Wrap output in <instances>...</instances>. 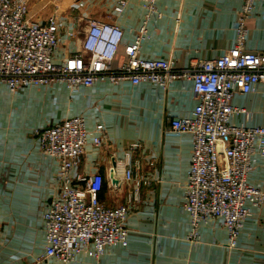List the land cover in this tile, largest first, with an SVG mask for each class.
<instances>
[{
  "label": "crops",
  "instance_id": "0c3cea01",
  "mask_svg": "<svg viewBox=\"0 0 264 264\" xmlns=\"http://www.w3.org/2000/svg\"><path fill=\"white\" fill-rule=\"evenodd\" d=\"M67 2L56 4V61L81 48L88 18L116 23L129 42L145 13L139 0H127L121 13L113 11L115 0ZM241 3L158 0L157 13L147 20L139 55L170 59L177 68L221 55L234 45ZM245 26L243 50L264 53V1H254ZM68 31L75 35L69 37ZM122 59L120 48L113 65ZM197 102L192 81L185 78L165 88L150 82L99 80L72 89L56 81L10 91L0 83V264H59L54 257L44 256L43 223L49 199L59 188L58 161L40 151L32 130L73 116L85 119L88 138L71 175L102 174L105 189L100 200L107 206L127 205L128 236L126 245H109L98 259L80 252L69 264H264V202L258 207L247 204L250 214L234 247H228L227 231L218 218L200 222L198 237L187 238L190 218L183 203L192 137L171 130L170 121L190 116ZM230 102L245 110L233 114L230 124L264 125L260 84L249 93H234ZM96 124L104 129L102 144L97 146L91 141L98 134ZM133 143L138 147L130 151V165L138 162L141 178L137 198L135 183L123 177L125 153ZM113 163L114 174H119L115 184L108 182ZM247 181L264 187V155L258 151L251 155Z\"/></svg>",
  "mask_w": 264,
  "mask_h": 264
},
{
  "label": "built area",
  "instance_id": "2783aa9c",
  "mask_svg": "<svg viewBox=\"0 0 264 264\" xmlns=\"http://www.w3.org/2000/svg\"><path fill=\"white\" fill-rule=\"evenodd\" d=\"M139 1L145 13L132 41H124V31L116 23L88 18L81 48L56 61L53 54L59 42L58 6L43 21H35L28 0H0V83L10 91L56 81L72 89L99 80L150 82L165 88L175 79H190L198 102L190 116L170 121L171 130L192 137L183 203L190 218L187 238L198 237L200 222L218 218L227 231L228 247H234L242 223L250 214L247 204L258 207L264 202V187L247 181L251 155L255 151L264 155V125L229 123L233 114L245 112L231 104L233 94L249 93L257 84L264 88V53L243 50L245 19L256 0H242L233 47L217 57L197 59L186 68H177L170 59L139 55L141 41L147 35V20L157 13L158 0ZM126 4L127 0H115L113 11L121 13ZM66 35L73 37L75 33L68 31ZM120 48L123 59L114 66ZM95 131L98 134L91 141L97 146L102 144L103 126L96 124ZM32 136L42 153L58 161L59 188L43 213L44 256L69 264L80 252L98 259L107 246L126 245L127 205L107 206L100 200L104 177L99 172L75 178L71 175L87 143L85 119L65 118L58 124L33 129ZM134 147L138 144H131L125 153L123 177L135 183L137 198L141 178L138 162L130 165Z\"/></svg>",
  "mask_w": 264,
  "mask_h": 264
},
{
  "label": "rangeland",
  "instance_id": "374dc122",
  "mask_svg": "<svg viewBox=\"0 0 264 264\" xmlns=\"http://www.w3.org/2000/svg\"><path fill=\"white\" fill-rule=\"evenodd\" d=\"M64 3H68L70 0H62ZM32 19L35 21H43L47 13L51 12L56 4L61 3V0H28ZM54 7V8H53ZM61 9V8H60Z\"/></svg>",
  "mask_w": 264,
  "mask_h": 264
},
{
  "label": "water",
  "instance_id": "95a60500",
  "mask_svg": "<svg viewBox=\"0 0 264 264\" xmlns=\"http://www.w3.org/2000/svg\"><path fill=\"white\" fill-rule=\"evenodd\" d=\"M113 165V167H112V169H111V171H110V176H109V178H110V180H111V183H116L117 182V180L115 179V178H113V175H114V171H115V164L113 163L112 164Z\"/></svg>",
  "mask_w": 264,
  "mask_h": 264
},
{
  "label": "bare ground",
  "instance_id": "6f19581e",
  "mask_svg": "<svg viewBox=\"0 0 264 264\" xmlns=\"http://www.w3.org/2000/svg\"><path fill=\"white\" fill-rule=\"evenodd\" d=\"M118 168H119V164H118ZM117 175H119V174H117V172L113 175V178H115L116 179V176Z\"/></svg>",
  "mask_w": 264,
  "mask_h": 264
},
{
  "label": "trees",
  "instance_id": "16d2710c",
  "mask_svg": "<svg viewBox=\"0 0 264 264\" xmlns=\"http://www.w3.org/2000/svg\"><path fill=\"white\" fill-rule=\"evenodd\" d=\"M103 189H105V187H104V186L102 187V191H103Z\"/></svg>",
  "mask_w": 264,
  "mask_h": 264
}]
</instances>
